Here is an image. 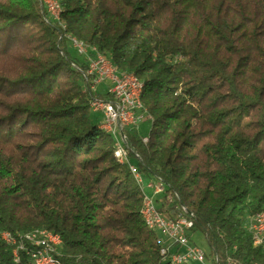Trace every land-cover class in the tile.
<instances>
[{"label": "trees", "instance_id": "trees-1", "mask_svg": "<svg viewBox=\"0 0 264 264\" xmlns=\"http://www.w3.org/2000/svg\"><path fill=\"white\" fill-rule=\"evenodd\" d=\"M56 1L59 20L38 0H0V264H31L37 229L60 235L55 264H171L89 106L96 52L143 84L148 140L124 134L164 187L157 210L183 205L223 262L264 264L248 227L264 211V0Z\"/></svg>", "mask_w": 264, "mask_h": 264}, {"label": "built area", "instance_id": "built-area-1", "mask_svg": "<svg viewBox=\"0 0 264 264\" xmlns=\"http://www.w3.org/2000/svg\"><path fill=\"white\" fill-rule=\"evenodd\" d=\"M45 6H50L51 9H56L54 3L45 0ZM79 54H87L88 49H81L73 46ZM94 51V47H92ZM87 74L91 78H87L86 82L91 87L92 96L95 101V112L101 115L100 124H104L108 129L116 134L117 152L120 157L127 162L131 172H136L138 183H142V175L138 172L136 166L131 162L128 149L125 129L135 128L137 124L144 120V111H140L134 103V88L136 82L128 75V73L115 74L108 68V58L104 56V60H97L96 56L90 60ZM105 80L109 81L107 85L108 98H101L97 95V89ZM144 139V136L142 137ZM151 186V184H147ZM164 192V187L160 183L155 187V193ZM176 197L175 193H168L167 198L172 201ZM171 215H165L157 210V205L153 200L146 196L145 214L147 219L153 221L155 230H161V237L163 239V261L187 258L191 259L193 264H241L231 258H227L224 262L220 260L216 254H206L198 246L191 241V233L194 232V223L192 214L187 213L183 206L175 205L170 210ZM248 227L256 228V235H252V241L255 246L264 243V211L252 216L249 220ZM3 240L11 242L10 236H3ZM54 239L57 242V249L61 245L58 243L56 236L43 232L34 238H25V242H35L37 246L45 247V240ZM12 244V243H11ZM23 247V246H20ZM46 261H37L32 253H27L30 257L31 264H50V257H55L56 251H49L47 247ZM14 260L18 261L17 248L13 251ZM254 264V263H250Z\"/></svg>", "mask_w": 264, "mask_h": 264}, {"label": "bare ground", "instance_id": "bare-ground-1", "mask_svg": "<svg viewBox=\"0 0 264 264\" xmlns=\"http://www.w3.org/2000/svg\"><path fill=\"white\" fill-rule=\"evenodd\" d=\"M53 3L57 7L56 9L59 10L58 3L56 1H54ZM71 42H72L73 46H76L77 48L87 49L86 45L83 42H81V41H78L76 39H72ZM94 51H96L95 48H94ZM95 56H96L97 60H104L103 55L100 54V53L96 52ZM108 68H110L111 72H113L115 74L128 73V72H118L111 65L109 60H108ZM128 75L131 76V78H133V80L137 83L135 88H134V103H135V106H137L140 111H144V115H145L146 112H145V110H144V108L142 106V103H141V93H142L143 84L137 78V76H135L134 74L128 73ZM85 87H86V90L88 91V94H89V106H90L91 110L93 112H95V101H94L93 96H92L91 87L89 86V84L87 82L85 83ZM99 127L103 131H105L106 133L110 134L113 137V139L115 141L114 156L117 159V161L120 162V163H126L127 164V162L124 159H122L120 157V154L117 152L116 134L112 130L108 129L107 126H105L104 124H100L99 123ZM147 140H148L147 136H145L144 139H142L143 142H147ZM132 174H133L135 180L138 183V178H137L136 172H132ZM138 184H139V186L142 189V185H141L142 183H138ZM181 206H183V205H181ZM183 208L187 212V210L185 209L184 206H183ZM145 209H146V196L144 194L143 206H142V209H141V217H142L143 223L149 229L154 230L157 233L156 241L159 244V253H160L161 256H163V239L161 237V230H155L154 229L153 221L151 219H147L146 218ZM187 213H189V212H187ZM44 230L47 231V234L52 235V236H56V239H57L58 243L61 244L62 241H61V237H60L59 234L53 233V232H51V231H49L47 229H44ZM249 231H250L251 235H256V228L249 227ZM42 232H43V229H37V230L31 231V232H29V233L24 235V239L25 238H34L35 236H37L38 234H40ZM5 235L6 236H10L11 242H7V243L15 242L14 238L9 233H7V232L3 233L2 237L5 236ZM28 243H30L31 247L27 250V253H32L36 257L37 261H46V259H47V251H46L45 247H47L49 251H57V242L54 239L45 240V247L37 246V243H35V242H28ZM168 261L171 264H190V263H193L191 259H187V258H176V259H171V260H168ZM50 264H55V257H50ZM254 264H257V263H254Z\"/></svg>", "mask_w": 264, "mask_h": 264}, {"label": "rangeland", "instance_id": "rangeland-1", "mask_svg": "<svg viewBox=\"0 0 264 264\" xmlns=\"http://www.w3.org/2000/svg\"><path fill=\"white\" fill-rule=\"evenodd\" d=\"M49 1H50L49 2V5H50V3H53L56 0H49ZM38 3H39L40 6H42V7L44 6V8L48 12V14L51 16V19L52 20H59L60 7H59V10H57L55 8L54 9H51L50 6H45V3H46L45 0H38ZM72 39H74V38H71V40ZM86 48L88 49L87 46H86ZM71 51L73 53H77L76 49L73 48L72 46H71ZM82 55H86V54H82ZM103 83L105 85H108L109 84V81L108 80H105ZM100 87H102V84H100L98 86L99 89H100ZM144 117H145V119L142 120V121H140L137 124V133L141 137L148 136L149 130H150V127H151V121H150V119L147 118L146 114L144 115ZM98 120H99V118H98ZM149 183L151 184V186H147V184H149ZM159 184L160 183L155 178H153L151 176H148V175H143L142 176V184H141L142 185V191L145 194V196L151 198L153 200L154 204L157 205V206H160L162 204V202L164 201V199H165V196H164L165 195V192H163V191L162 192H159V193H155L154 192L155 191V187L156 186H159ZM165 215H168V212H166ZM191 241L196 246H198L202 251H204L206 254L209 253L208 243H207V241H206V239H205V237L203 236L202 233H200L198 231L192 232L191 233ZM206 264H208V262H206Z\"/></svg>", "mask_w": 264, "mask_h": 264}, {"label": "crops", "instance_id": "crops-1", "mask_svg": "<svg viewBox=\"0 0 264 264\" xmlns=\"http://www.w3.org/2000/svg\"><path fill=\"white\" fill-rule=\"evenodd\" d=\"M107 85H105L104 83L102 84V87H100L101 89L106 88Z\"/></svg>", "mask_w": 264, "mask_h": 264}]
</instances>
